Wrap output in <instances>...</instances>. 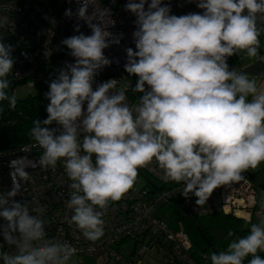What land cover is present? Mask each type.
<instances>
[{
    "label": "clouds",
    "instance_id": "obj_1",
    "mask_svg": "<svg viewBox=\"0 0 264 264\" xmlns=\"http://www.w3.org/2000/svg\"><path fill=\"white\" fill-rule=\"evenodd\" d=\"M75 13L91 29L65 38L74 63L58 70L45 93L47 118L32 121L28 149H38L39 166L62 163L71 183L66 207L84 238L95 243L104 235V210L135 185L139 169L156 162L166 181L182 185L180 194L195 196L199 207L215 189L241 181L249 169L264 163V85L243 71L230 69L227 59L259 54L264 34V0H198L200 13L171 15L162 0H128L125 10L136 16L135 50L126 49L125 71L137 77L128 101V86L95 77L111 61L104 49L119 44L106 30L114 24L97 0H77ZM148 4L147 10L145 4ZM89 7L94 11L89 15ZM66 16L73 15L71 9ZM98 21V23H93ZM7 19L0 17V27ZM12 45L0 37V102L15 109L9 93L13 75ZM87 105L86 111L84 105ZM3 109L0 108V111ZM55 124L59 127H52ZM12 188L0 193L4 241L3 264H77V249L57 237L47 238L44 209L14 198L21 181L28 182L27 156L9 163ZM261 207L264 208V202ZM228 236H234L232 231ZM3 246L0 245V248ZM264 216L250 223L248 234L236 237L225 250L210 252V264H264Z\"/></svg>",
    "mask_w": 264,
    "mask_h": 264
},
{
    "label": "built area",
    "instance_id": "obj_2",
    "mask_svg": "<svg viewBox=\"0 0 264 264\" xmlns=\"http://www.w3.org/2000/svg\"><path fill=\"white\" fill-rule=\"evenodd\" d=\"M57 1V6L48 9L40 0H0V17L7 19V24L0 27V37H3L4 43L12 45L11 55L15 59L13 75L9 76L10 94H16L17 85L20 83L34 87L37 81L51 82L66 63L75 62V58L70 55V50L62 41L80 34L74 30L77 24L84 35L92 34L87 24L78 20L75 15L79 7L77 0ZM150 2L151 0H148V3ZM197 2L198 0H162V6L169 5L171 15L202 14L203 10L197 7ZM97 3L101 8L108 10V18L114 21V24L107 25L106 30L112 33V38H119L120 42L104 49V55L111 64L104 67L95 77L93 89L104 81L115 79L117 88L128 86V101L135 103L142 94L131 91L137 77L130 76L124 65L127 62L126 49L131 47L135 50L133 33L136 30V16L125 10L128 0H97ZM147 7L146 3V10ZM68 9L73 13L71 17L65 15ZM93 11L94 8L89 7V15ZM260 41L259 54L264 56V34L260 36ZM247 58L244 53H240L228 59L233 60L234 65L241 70L245 67L243 63ZM248 59L251 63L258 60ZM86 107L85 103V111ZM52 127L59 126L53 124ZM30 143L31 141L0 151V193H6L12 188L10 161L27 156L36 167L26 169L30 173V180L20 182L21 192L14 199L27 203L30 215H36L31 211L32 206L43 208L47 238L57 237L71 243L78 250V256L93 258V264H140L145 255L163 258V264L207 262L208 255L205 253L192 255L191 240L180 221L171 227L164 217L157 215L159 209L170 204L197 216L221 213L250 220L262 214V209L257 206L256 201L258 189L247 172L244 173L247 182L241 181L215 189L207 204L199 207L195 203L197 198H184L180 194L182 185L166 181L162 171L153 161L147 167L139 169V174L146 180L145 183L141 187L134 185L120 201L110 203L104 210V235L93 243L86 240L74 224L69 223L72 212L66 207V202L69 199L68 185L71 181L66 176L62 163H58L55 169H42L38 164L40 150L22 151L28 149ZM6 224L0 217V245L3 246L0 251L13 250L3 239L2 228ZM128 242H132L133 247L126 257L123 245Z\"/></svg>",
    "mask_w": 264,
    "mask_h": 264
},
{
    "label": "trees",
    "instance_id": "obj_3",
    "mask_svg": "<svg viewBox=\"0 0 264 264\" xmlns=\"http://www.w3.org/2000/svg\"><path fill=\"white\" fill-rule=\"evenodd\" d=\"M40 1L48 9L54 8L53 6H57L58 3L57 0ZM227 63L229 67L234 65L233 60L228 59ZM262 69H264V65H262ZM49 83L37 81L34 85L37 93L25 98H17V105L14 110L8 107L7 101L0 102V108L3 109L0 111V151L14 145L30 142L28 132L32 127V121L36 118L40 120L47 118L46 105L48 101L45 93L49 90ZM164 208L159 209L157 215L164 217L171 227H174L178 221L183 224L193 246L192 255L195 256H199L201 253L207 254L208 246L213 247L215 252L225 250L234 237L249 231L250 223H257L252 221L253 219L248 221L221 213L197 216L173 204ZM210 228H222L226 231L221 247L215 248ZM229 231H232L234 236L229 237ZM258 255L264 257V253ZM0 264H3V261H0ZM201 264H210V260Z\"/></svg>",
    "mask_w": 264,
    "mask_h": 264
},
{
    "label": "rangeland",
    "instance_id": "obj_4",
    "mask_svg": "<svg viewBox=\"0 0 264 264\" xmlns=\"http://www.w3.org/2000/svg\"><path fill=\"white\" fill-rule=\"evenodd\" d=\"M250 63L251 61L247 58L245 59L243 64L244 66H247ZM234 68H236L237 71H241L239 67H237L236 65H233L232 67H230V69H234ZM249 78L252 79L253 77L249 76ZM36 93H37V90L34 87H27L23 83H20L17 85L16 95L18 98H25L28 95H35ZM249 171L251 172V175H252L251 180L258 189V196L256 200L258 204L257 206L262 209V214L260 216H256V217L254 216L251 219H253L252 221L258 222L261 216H264V208L261 207L262 202H264V169L256 168L254 170L249 169ZM145 181H146L145 178L139 174L135 185L137 187H141L145 183ZM162 209H165V208H162ZM225 232L226 231L222 228H210V234L214 241L215 248L221 247L225 239ZM246 234H248V232L242 233V235H239L236 237H242V236H245ZM236 237H234L233 239H235ZM132 247H133L132 242H128L123 245V250L125 252L126 257ZM213 251H214L213 247L208 246L207 254L209 255V253ZM258 254H260V252H258ZM248 258L249 257L246 258L247 260H245V264H247V261L251 259V258L249 259ZM74 259H76L77 264H93V258L88 257V256H78L77 255ZM163 263H165L163 258H158V257L151 258L148 255L143 256L140 261V264H163Z\"/></svg>",
    "mask_w": 264,
    "mask_h": 264
},
{
    "label": "water",
    "instance_id": "obj_5",
    "mask_svg": "<svg viewBox=\"0 0 264 264\" xmlns=\"http://www.w3.org/2000/svg\"><path fill=\"white\" fill-rule=\"evenodd\" d=\"M262 65H264V61L256 60L255 62L243 67L241 71L251 77L259 78L262 75Z\"/></svg>",
    "mask_w": 264,
    "mask_h": 264
},
{
    "label": "crops",
    "instance_id": "obj_6",
    "mask_svg": "<svg viewBox=\"0 0 264 264\" xmlns=\"http://www.w3.org/2000/svg\"><path fill=\"white\" fill-rule=\"evenodd\" d=\"M255 79H257L258 84L264 85V69H262V75L259 78H255ZM257 168L264 169V163H261ZM247 173L250 175V179H251V177H252L251 172L248 170ZM115 264H117V263H115ZM118 264H121V263H118Z\"/></svg>",
    "mask_w": 264,
    "mask_h": 264
}]
</instances>
